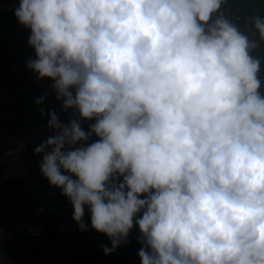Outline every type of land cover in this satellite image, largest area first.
<instances>
[{
  "label": "clouds",
  "instance_id": "clouds-1",
  "mask_svg": "<svg viewBox=\"0 0 264 264\" xmlns=\"http://www.w3.org/2000/svg\"><path fill=\"white\" fill-rule=\"evenodd\" d=\"M226 2L20 0L14 10L30 30L28 69L79 114L65 124L49 113L41 173L82 231L87 209L106 255L135 225L141 264H264V81L253 55L264 16L247 17L250 38Z\"/></svg>",
  "mask_w": 264,
  "mask_h": 264
},
{
  "label": "trees",
  "instance_id": "trees-1",
  "mask_svg": "<svg viewBox=\"0 0 264 264\" xmlns=\"http://www.w3.org/2000/svg\"><path fill=\"white\" fill-rule=\"evenodd\" d=\"M224 7L239 17L235 23L241 31L249 35L255 32V29L247 23V17L257 14L264 16V0H227ZM0 28L6 36H9L13 30L18 31L22 36L26 34L25 27L14 17L0 16ZM253 38L259 40V34L256 33ZM263 45L264 42H261L260 48ZM26 46L30 56L35 57L34 49L28 42ZM259 53L262 51L260 50ZM52 83L46 78L44 87L37 91V100L41 97L45 98L42 104L37 105V100L32 102L30 92H25L22 97L11 100L8 106L14 112V130L28 127L31 123L47 117L49 112L45 104L54 93ZM41 109H44L43 114ZM75 113L79 116L77 112ZM92 123L95 121H82V127L88 131ZM20 170L19 164H16L11 156L0 154V226L13 221L19 225H30L41 229L43 235L40 239L14 238L11 245L0 250V264H141L138 252L142 245L138 242V227L134 225L130 231V233L134 230L138 231L130 242L121 243L111 254L106 255L102 247L94 248L96 237L82 235L83 231L79 229L74 219L68 221L65 227H60V221H67V218L58 209L61 204L59 199L51 198L45 190H39L35 199L27 198L23 193L25 181L16 178ZM17 205L19 208H16ZM70 207L74 212L71 202ZM84 223L86 229L91 227V218L87 209ZM103 245L111 248L110 240Z\"/></svg>",
  "mask_w": 264,
  "mask_h": 264
},
{
  "label": "built area",
  "instance_id": "built-area-1",
  "mask_svg": "<svg viewBox=\"0 0 264 264\" xmlns=\"http://www.w3.org/2000/svg\"><path fill=\"white\" fill-rule=\"evenodd\" d=\"M19 3L20 0H0V16L16 18L14 10L19 6ZM223 11L234 23L238 21L239 17L224 6ZM24 31L26 32L24 36L16 30L11 31L9 36H6L0 28V105H2L0 109V154L11 156L15 163L19 164L21 170L16 178L25 181L23 193L27 198L35 199V195L39 190H45L51 198L61 201L58 209L67 218V221H60V227L62 228L68 224V221L73 219L70 201L62 194L61 188L50 185L49 181L43 176L40 170L43 154L35 153L37 147L55 134L48 127L49 114L47 117L31 123L28 127L14 130V112L8 106L11 100L22 97L25 92H30L31 100L35 102L38 97L37 91L44 87L46 79H38L37 74L27 67V61L35 59V57L30 56L26 46L30 30L25 27ZM250 38L253 37L250 35ZM260 50L262 53H259ZM253 55L262 60L260 75L262 81H264V45L257 48ZM261 91L264 92V86H262ZM45 107L49 113L55 110L62 123L67 124L72 119H79V116L72 109L62 110V102L55 99V93L49 97V102L45 104ZM92 139L97 138L93 136ZM16 208H19V205ZM50 210L53 212L52 208ZM137 234L138 231H132L127 237V242H130L132 237ZM42 235L43 231L41 229L8 221L0 226V250L11 245L14 238L40 239ZM82 235L96 237L95 249L101 248L106 241H109L108 237L91 227L83 230Z\"/></svg>",
  "mask_w": 264,
  "mask_h": 264
}]
</instances>
